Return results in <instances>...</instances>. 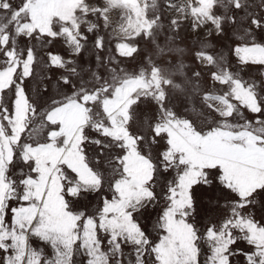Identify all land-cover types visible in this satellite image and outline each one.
<instances>
[{
	"label": "rangeland",
	"instance_id": "obj_1",
	"mask_svg": "<svg viewBox=\"0 0 264 264\" xmlns=\"http://www.w3.org/2000/svg\"><path fill=\"white\" fill-rule=\"evenodd\" d=\"M37 125L47 127L33 139L28 130ZM17 144L31 145L24 155L40 173L29 180L35 199L16 215L15 238L29 253L33 244L50 251L31 239L33 232L60 235L67 228L55 209L65 173L73 183L103 182L104 191L119 182L120 199L106 209L116 215L101 217V231L117 220L127 224L130 202L161 165L179 171L178 158L186 164L182 202L191 203V186L218 167L240 198L237 208L264 207L253 197L264 189V0H0V168ZM109 160L122 176L109 175ZM97 167L102 176L93 174ZM259 216L250 208L229 221L242 231L223 238L225 250L233 243L228 237L255 245L249 264L256 255L264 259ZM96 227L88 219L87 231L78 223L72 235L90 242Z\"/></svg>",
	"mask_w": 264,
	"mask_h": 264
},
{
	"label": "snow or ice",
	"instance_id": "obj_2",
	"mask_svg": "<svg viewBox=\"0 0 264 264\" xmlns=\"http://www.w3.org/2000/svg\"><path fill=\"white\" fill-rule=\"evenodd\" d=\"M233 51L235 54V49ZM47 90V85H44L43 91ZM160 107L162 104H157V108ZM46 127L37 125L28 131L34 139ZM28 147L31 145L17 144L11 159L0 168L5 173L3 179L7 185L0 200V217L3 218L0 220V264H31L33 258L39 264H113L117 258L120 264H147L149 261L151 264H224L225 260L227 264H249L248 256L256 252L255 245L245 240L248 246L241 247L234 237H228L233 239V243L225 250L223 238L227 236L228 230L235 233L242 231L231 226L229 221L235 220L237 216L242 217L250 208L260 212L258 219L260 225H264V207L255 209V205L250 202L237 208L240 198L233 193L230 182L218 167L205 172L203 178H198L197 183L191 186V203L182 202L183 185L180 177L186 164L178 158L181 169L178 171L174 165H161L159 174L154 173L145 183L143 195L130 202L125 209L128 223L121 224L117 220V227L108 231H101L100 220L102 216L112 219L116 215L113 211H106L109 201L115 204L120 199L118 190L113 186L115 179L108 185L107 191L103 190V183L99 186L84 184L78 185L76 193L68 191L73 180L67 181V187L60 193L65 200V211L74 215L82 232L87 231L84 228L85 220L95 221V240L89 242L87 237L81 240L77 235L70 241L67 234L61 236L53 232L41 236L33 232L31 239L42 246L46 245L50 251L45 253L44 247L37 248L33 244L29 253L26 244L15 238L17 210L24 208L30 198L35 199L30 197L35 188L29 180L35 181L40 174L37 162L25 158L24 149ZM3 153L4 149L0 146V164H3ZM166 153L167 147H163L161 160H165ZM116 160L123 163L119 157ZM95 163L100 165L99 157ZM113 163L115 161H105L103 167L109 168ZM167 163L169 161H165ZM95 171L103 175L99 167ZM109 175L119 178L123 172L118 167L109 168ZM221 196L226 198L222 199ZM253 197H258L257 203L264 205V189L256 190ZM23 224L24 221L20 220L21 231ZM130 225L134 226V231ZM109 252L113 255L108 256ZM116 253H119L118 257ZM255 264H264V259L256 255Z\"/></svg>",
	"mask_w": 264,
	"mask_h": 264
},
{
	"label": "crops",
	"instance_id": "obj_3",
	"mask_svg": "<svg viewBox=\"0 0 264 264\" xmlns=\"http://www.w3.org/2000/svg\"><path fill=\"white\" fill-rule=\"evenodd\" d=\"M49 174H51V173H49ZM70 174H72V173H70ZM78 174V173H77ZM82 174V173H81ZM94 175L95 174H97V173H93ZM97 178H99V177H97ZM50 179L51 178H49V182H50ZM69 180H72V178H71V176H70V178L68 179V173H65V177H64V180H62L61 182H63V183H61L60 184V192L59 193H61L62 192V190L65 188V187H67V181H69ZM65 181V182H64ZM48 182V183H49ZM103 183V182H102ZM119 182H117L116 180H115V184L113 185L115 188L117 187V184H118ZM130 184H131V186H129V184L127 185V188H128V190H131V187H132V183L131 182H129ZM84 184H86V183H84V179H83V181H81V180H78V183L77 182H75V180H74V183H72V186L70 187V189L72 190L73 188H76V189H78V186L77 185H84ZM101 184V182H96V186H99ZM104 184V183H103ZM135 184V183H134ZM64 205H65V200H64V198L61 196V195H59L58 196V199L56 200V203H55V207H57V208H55L56 209V211L58 210L59 211V214H64L63 216L66 218V225H67V228L66 229H64V232H63V234H60L61 236H64L65 234H67V239H69L70 241L71 240H74V235H72V231H74L75 229L73 228V226L75 225L76 226V224H78V221H76L75 220V218H74V215H69L66 211H65V207H64ZM73 212H74V210H73ZM76 235H80L78 232L76 233ZM88 237V236H87ZM80 238H81V236H80Z\"/></svg>",
	"mask_w": 264,
	"mask_h": 264
}]
</instances>
